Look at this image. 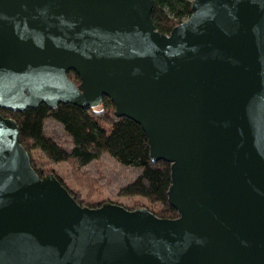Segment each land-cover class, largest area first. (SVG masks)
I'll list each match as a JSON object with an SVG mask.
<instances>
[{
  "label": "water",
  "instance_id": "obj_1",
  "mask_svg": "<svg viewBox=\"0 0 264 264\" xmlns=\"http://www.w3.org/2000/svg\"><path fill=\"white\" fill-rule=\"evenodd\" d=\"M151 9L0 0V109L109 98L170 164L178 214L79 205L0 114V264H264V0H192L167 34Z\"/></svg>",
  "mask_w": 264,
  "mask_h": 264
},
{
  "label": "trees",
  "instance_id": "obj_2",
  "mask_svg": "<svg viewBox=\"0 0 264 264\" xmlns=\"http://www.w3.org/2000/svg\"><path fill=\"white\" fill-rule=\"evenodd\" d=\"M191 2L192 0H152L150 16L155 29L161 33H169L175 25L189 17ZM67 76L79 84V77L74 71H68ZM114 109L111 100L104 96L100 104L86 108L63 103L50 108L41 103L21 112L0 109V114L17 124L19 142L29 154L30 164L35 172L39 176L52 173L79 205L98 207L104 202L89 205L82 203L55 173L44 172L35 167L30 154L32 150H39L52 162L68 161L77 168L87 167L107 156L133 173V176L121 184L118 195L136 196L160 203L162 207L159 211L139 206L158 217L178 216L167 202V191L171 184L170 164L163 160L152 161L141 127L127 117L115 116ZM49 121L57 126L56 133H53L55 129H46Z\"/></svg>",
  "mask_w": 264,
  "mask_h": 264
},
{
  "label": "rangeland",
  "instance_id": "obj_3",
  "mask_svg": "<svg viewBox=\"0 0 264 264\" xmlns=\"http://www.w3.org/2000/svg\"><path fill=\"white\" fill-rule=\"evenodd\" d=\"M46 129H55L53 133L58 130L51 121L47 123ZM30 154L36 168L55 173L82 203L89 205L111 201L129 208L146 206L153 211H159L162 207L160 203L140 197L118 195L121 184L133 176V173L107 156L87 167L77 168L68 161L52 162L36 149Z\"/></svg>",
  "mask_w": 264,
  "mask_h": 264
}]
</instances>
